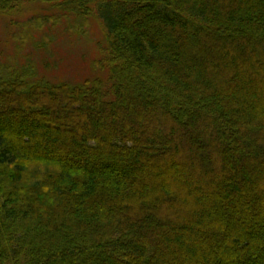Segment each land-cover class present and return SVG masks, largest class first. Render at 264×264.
<instances>
[{
	"label": "trees",
	"instance_id": "16d2710c",
	"mask_svg": "<svg viewBox=\"0 0 264 264\" xmlns=\"http://www.w3.org/2000/svg\"><path fill=\"white\" fill-rule=\"evenodd\" d=\"M33 3L108 75L0 64V264H264V0Z\"/></svg>",
	"mask_w": 264,
	"mask_h": 264
},
{
	"label": "rangeland",
	"instance_id": "374dc122",
	"mask_svg": "<svg viewBox=\"0 0 264 264\" xmlns=\"http://www.w3.org/2000/svg\"><path fill=\"white\" fill-rule=\"evenodd\" d=\"M105 46L103 27L92 15L85 25L79 17L65 16L43 3L0 14V64L29 60L35 68L33 81L76 84L98 78L106 82L107 69L99 66Z\"/></svg>",
	"mask_w": 264,
	"mask_h": 264
}]
</instances>
